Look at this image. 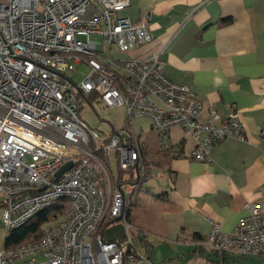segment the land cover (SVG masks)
I'll return each mask as SVG.
<instances>
[{"label": "built area", "instance_id": "2783aa9c", "mask_svg": "<svg viewBox=\"0 0 264 264\" xmlns=\"http://www.w3.org/2000/svg\"><path fill=\"white\" fill-rule=\"evenodd\" d=\"M132 1L0 0V227L8 235L60 200L68 202L38 240L0 249V264L146 261L135 249V239L146 233L133 228L126 207L123 187L131 184L116 187L110 168L113 159L122 172L134 169L139 184L149 180L129 129L134 120L149 119L160 149L173 157L181 145L170 141L169 130L179 128L193 142L187 158L199 163H210L223 139L245 140L236 110L211 109L200 119L202 102L191 88L165 76L161 47L143 57H104L105 47L129 52L152 43L145 23L120 15ZM80 65L88 73L75 83L67 74ZM91 97L107 108L123 107L125 128L104 134L80 119L81 101ZM68 162L72 167L56 178ZM245 209L229 233L210 221L204 243L264 264V204ZM117 220L124 237L103 240L106 221Z\"/></svg>", "mask_w": 264, "mask_h": 264}, {"label": "crops", "instance_id": "0c3cea01", "mask_svg": "<svg viewBox=\"0 0 264 264\" xmlns=\"http://www.w3.org/2000/svg\"><path fill=\"white\" fill-rule=\"evenodd\" d=\"M122 16L145 23L153 38L132 57L161 47L165 76L191 88L202 102L200 119L211 109L236 110L245 135L223 139L212 161L199 163L187 158L193 142L169 130L179 155L151 167L149 180L131 185L126 199L129 222L146 233L135 239L142 264H263L211 250L204 240L210 221L229 233L247 203L264 204V0H133ZM139 119L149 123L133 129ZM139 119L129 126L137 139L154 134L149 119Z\"/></svg>", "mask_w": 264, "mask_h": 264}, {"label": "rangeland", "instance_id": "374dc122", "mask_svg": "<svg viewBox=\"0 0 264 264\" xmlns=\"http://www.w3.org/2000/svg\"><path fill=\"white\" fill-rule=\"evenodd\" d=\"M124 12V11H123ZM123 12L120 15H123ZM92 39L97 40V37ZM137 49V48H136ZM134 50V49H133ZM132 51V50H131ZM119 52L115 47H105L104 57L112 59H125L131 58L130 52ZM88 73V69L84 65H80L75 68L73 72L67 74V76L75 83H79L85 78ZM79 118L88 124V126L100 133L110 134L113 132V128L120 129L125 124V110L123 107L107 108L103 102L97 97H91L90 99H83L79 107ZM135 123V124H134ZM131 126L133 129H137L139 124L147 126L149 123L146 119H139L134 122ZM125 132V131H124ZM138 132V130H136ZM112 175H117V167L115 161H111ZM124 192L126 195L130 193L131 188L124 186ZM125 235L124 224L122 221H116L109 223L106 221L101 236L105 241H112L114 239H122ZM6 232L0 227V249L4 247V238Z\"/></svg>", "mask_w": 264, "mask_h": 264}, {"label": "trees", "instance_id": "16d2710c", "mask_svg": "<svg viewBox=\"0 0 264 264\" xmlns=\"http://www.w3.org/2000/svg\"><path fill=\"white\" fill-rule=\"evenodd\" d=\"M113 132H117L113 128ZM112 132V133H113ZM137 151L140 156V162L144 166L146 174H150L151 167L154 166H166L173 156L168 151H162L160 149L159 142L155 134L144 137V139H138L136 142ZM139 167L137 172L139 173ZM136 172L131 169L126 172H122L117 169L116 187L120 188L124 185H140L136 177ZM67 200H60L49 210L41 212L34 216L24 226L11 231L4 238V247L16 246L22 243H28L38 240L42 236V226L46 223L53 222L60 218L66 208Z\"/></svg>", "mask_w": 264, "mask_h": 264}, {"label": "water", "instance_id": "95a60500", "mask_svg": "<svg viewBox=\"0 0 264 264\" xmlns=\"http://www.w3.org/2000/svg\"><path fill=\"white\" fill-rule=\"evenodd\" d=\"M71 167H72V163L71 162L66 163L65 165L60 167L59 170L55 173V177L58 178L62 173H64L65 171L69 170Z\"/></svg>", "mask_w": 264, "mask_h": 264}]
</instances>
